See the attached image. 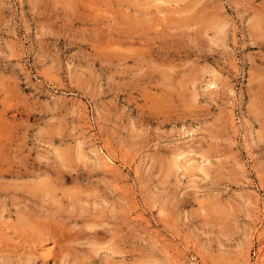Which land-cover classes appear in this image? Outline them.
<instances>
[{"label": "rangeland", "instance_id": "374dc122", "mask_svg": "<svg viewBox=\"0 0 264 264\" xmlns=\"http://www.w3.org/2000/svg\"><path fill=\"white\" fill-rule=\"evenodd\" d=\"M0 264H264V0H0Z\"/></svg>", "mask_w": 264, "mask_h": 264}, {"label": "bare ground", "instance_id": "6f19581e", "mask_svg": "<svg viewBox=\"0 0 264 264\" xmlns=\"http://www.w3.org/2000/svg\"><path fill=\"white\" fill-rule=\"evenodd\" d=\"M104 155H105V154H104ZM98 159H99V157H98ZM106 159H107V158H106ZM107 160H108V159H107ZM109 160H110V158H109ZM111 160H112V159H111ZM100 162H101V161H100ZM110 162H112V161H110ZM101 164H102V163H101ZM103 164L105 165V162H104ZM108 164H110V163H108ZM108 164H106V166L109 167ZM184 164H185V163H184ZM199 164H200V163H199ZM189 165H190V164H189ZM106 166H104V167H106ZM185 166H186V165H185ZM185 166H184V167H185ZM202 166H203V165H202ZM108 167H107V168H108ZM195 167H196V166H195ZM199 170H200V169H199ZM40 248H42V247H40ZM41 253H42V252H41ZM43 256H44V255H43Z\"/></svg>", "mask_w": 264, "mask_h": 264}]
</instances>
